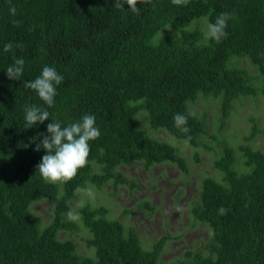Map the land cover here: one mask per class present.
<instances>
[{"label":"trees","instance_id":"16d2710c","mask_svg":"<svg viewBox=\"0 0 264 264\" xmlns=\"http://www.w3.org/2000/svg\"><path fill=\"white\" fill-rule=\"evenodd\" d=\"M116 2L124 6L117 8ZM136 6L139 14L126 0H0V264H264V149L253 142L264 133L260 117L249 118L250 133L237 147L209 133L205 113L188 118L192 139L187 144L209 152L221 173L204 176L188 203L191 227L204 224L205 238L183 236L181 227L145 248L137 229L108 219L102 203L80 205L78 221L66 215L90 187L129 184L124 166L141 162L150 170L170 163L189 173L180 149L149 136L140 113L149 127L185 141L173 117L193 113L191 104L200 94L218 99L222 125L232 119L235 103L257 98L260 82L264 96V0H189L186 5L138 0ZM221 13L233 18L227 37L217 43L207 36L206 25ZM8 43L13 47L5 52ZM18 58L25 61L23 74L10 80L6 69ZM241 59L256 74L239 66ZM44 66L63 76L51 107L25 86ZM28 105L46 109L49 120L29 128ZM85 114L96 117L101 133L89 142L86 166L70 181H46L36 168L46 152L35 148L47 135V124L59 121L63 127ZM41 199L50 203L47 223L30 209ZM140 203L147 214L156 207L149 199ZM221 207L225 215L219 214ZM77 226L90 233L85 243L95 249L93 256L80 254L66 237ZM170 239L179 251L164 260ZM181 240L188 246L179 248Z\"/></svg>","mask_w":264,"mask_h":264},{"label":"rangeland","instance_id":"374dc122","mask_svg":"<svg viewBox=\"0 0 264 264\" xmlns=\"http://www.w3.org/2000/svg\"><path fill=\"white\" fill-rule=\"evenodd\" d=\"M238 65L247 69L251 74H256L248 60L241 59ZM260 88L261 82L258 87L257 98L251 99L254 97L247 96L244 98L250 99L235 103L232 119L226 120L224 125L218 119V99L200 94L191 104V109L195 115L198 114L197 116L206 114L210 134L218 138H227L230 142L235 141V147H237L242 136L250 133V117H260L259 127L264 131V96L261 95ZM143 113L139 115L141 126L149 133V136L177 146L187 160L189 173L184 174L174 164L170 163L154 165L150 170H145L141 162L124 166L122 170L129 179V184L114 189L111 183H106L101 188L90 187L82 191L72 207V211L78 213L74 220L78 221L80 205L85 202L91 206L102 203L109 209L108 219H118L125 226L132 225L137 229L145 248H150L151 242L164 233L177 234L181 227H185L183 236L203 239L206 235L208 236V228L201 223L191 227L192 218L187 216L190 209L188 203L190 200H195L204 176L211 175L220 178L221 173L214 168L209 152L202 148L199 150L192 148L184 140L176 138L163 128L149 127L148 118ZM208 142H213V145L216 144L215 140ZM253 142L259 148L264 149V133L258 132ZM196 153L199 155V161L195 159ZM134 182L136 184H133ZM101 192L104 193L102 196ZM179 193L181 195L178 196ZM147 199L151 201L152 206H156L150 214H147L149 210H142L140 203ZM49 206L50 203L46 199H41L32 203L30 209L42 217L43 223H47L51 217ZM60 236L65 237L63 234ZM89 236L90 233L81 226H77L66 234V237L75 241L80 254L93 256L95 249L93 247L88 248L85 243V239ZM177 246L178 242H173L170 239L167 246L169 250L162 255V258L167 260L177 254L179 251ZM187 246L186 242L180 241L179 248Z\"/></svg>","mask_w":264,"mask_h":264},{"label":"clouds","instance_id":"9594fccd","mask_svg":"<svg viewBox=\"0 0 264 264\" xmlns=\"http://www.w3.org/2000/svg\"><path fill=\"white\" fill-rule=\"evenodd\" d=\"M138 0H126L128 8L133 13L139 14L137 8ZM189 0H172L174 5H186ZM115 7L121 8L124 4L116 2ZM15 5H10L9 12L11 15H16ZM233 17L229 13L219 14L214 23L207 25V36L217 43L227 37L226 28L228 21ZM17 26L20 21H13ZM22 47V45H17ZM12 43L4 45V51L8 52L12 49ZM25 61L22 58L15 60L12 66L6 69V75L10 80H19L24 71ZM63 81V76L60 75L55 67L44 66L39 76L33 81L27 82L26 87L34 90L39 98L49 107L54 105V97L57 95L56 88ZM25 121L29 128L32 125L43 123L49 120V112L36 105H28L24 108ZM194 113L189 112L188 115L175 114L173 120L176 127L186 134L185 143L191 141L192 137L187 135L190 133L187 122L189 116ZM47 135H43L40 143L36 145L35 150L39 151L43 148L46 152L42 156L41 161L36 166L37 171L43 179L50 183L67 182L72 180L78 169L86 166L88 156L90 154V141L96 140L101 133L96 126V117L94 115L85 114L81 120L61 126L59 121H53L47 124ZM81 191L80 188L76 189ZM220 215H225L227 209L221 207L218 210ZM69 219H76L78 213L69 211L66 213Z\"/></svg>","mask_w":264,"mask_h":264}]
</instances>
